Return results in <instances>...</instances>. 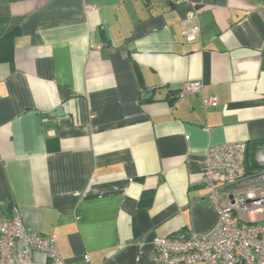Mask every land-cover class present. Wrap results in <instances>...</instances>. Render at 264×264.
<instances>
[{
    "label": "crops",
    "instance_id": "crops-1",
    "mask_svg": "<svg viewBox=\"0 0 264 264\" xmlns=\"http://www.w3.org/2000/svg\"><path fill=\"white\" fill-rule=\"evenodd\" d=\"M0 18V214L65 264H155L156 236L211 230V145L260 141L242 176L259 169L264 0H0Z\"/></svg>",
    "mask_w": 264,
    "mask_h": 264
},
{
    "label": "built area",
    "instance_id": "built-area-1",
    "mask_svg": "<svg viewBox=\"0 0 264 264\" xmlns=\"http://www.w3.org/2000/svg\"><path fill=\"white\" fill-rule=\"evenodd\" d=\"M195 5L187 13L196 17ZM200 31L193 24L184 31L186 40H194ZM201 88L190 81L177 92L181 97ZM206 106L217 105L216 98H203ZM246 142L211 145L203 160L202 184L209 202L216 208L215 226L204 234L179 232L171 237L156 236L155 264H264V150L257 155L259 169L242 176ZM244 216L248 221L244 222ZM34 252L43 253L54 264H65L52 234L25 228L13 212L0 214V264H32ZM89 261L87 254L83 255Z\"/></svg>",
    "mask_w": 264,
    "mask_h": 264
},
{
    "label": "trees",
    "instance_id": "trees-1",
    "mask_svg": "<svg viewBox=\"0 0 264 264\" xmlns=\"http://www.w3.org/2000/svg\"><path fill=\"white\" fill-rule=\"evenodd\" d=\"M6 23L7 19L0 18V60H5L9 54L6 42L4 41L5 35L2 34L6 27ZM260 143V141H255L252 144H247L246 156L243 164L247 172L251 171V168H258V165H256V161L254 160V151L256 145H259Z\"/></svg>",
    "mask_w": 264,
    "mask_h": 264
},
{
    "label": "water",
    "instance_id": "water-1",
    "mask_svg": "<svg viewBox=\"0 0 264 264\" xmlns=\"http://www.w3.org/2000/svg\"><path fill=\"white\" fill-rule=\"evenodd\" d=\"M149 93H150L149 89L142 91L143 98L148 97ZM60 111L61 110L58 109L56 112H60Z\"/></svg>",
    "mask_w": 264,
    "mask_h": 264
}]
</instances>
